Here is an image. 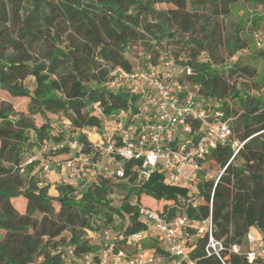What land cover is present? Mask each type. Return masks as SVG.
<instances>
[{
    "label": "trees",
    "instance_id": "obj_1",
    "mask_svg": "<svg viewBox=\"0 0 264 264\" xmlns=\"http://www.w3.org/2000/svg\"><path fill=\"white\" fill-rule=\"evenodd\" d=\"M238 2L264 8V0H0V89L27 99L25 111H15L10 103L0 107V229L5 231L0 264H80L89 252L97 260L103 230L122 237L115 241L114 252L134 255L137 247L125 238L145 228L138 219L139 206L167 219L178 214L192 222L211 219L212 235L223 245L219 256L207 255V233L196 235L188 225L187 257L180 264H264L260 258L248 262L244 253L231 250V245L243 244L251 227L264 241V76L258 79L255 68L241 64L244 43L238 28L232 46L226 44L229 55L237 49L236 59L217 62L218 47L224 44L219 28H209V16L204 15L199 25L196 20L197 10L226 16ZM250 22L255 25L254 19ZM176 31L187 38L175 39L177 49L172 52L164 40L174 39ZM136 44L142 46L136 61L157 64L160 56L170 55L180 71L179 82L195 87L201 98L218 100L231 117L232 138L242 146L229 163V143L212 148L192 193L164 183L159 173L142 183L137 178L139 162L130 159L119 160L122 179L98 168L94 180L82 189L70 181L56 182L57 195H49V181L40 185L47 161L36 157L26 163L31 156L24 158V153L34 147L41 151L46 143L49 149L44 153L66 159V147L52 152L50 146L75 138L83 154L100 160L81 130L101 126L94 106L112 116L110 127L116 111L133 108L136 96L109 91L104 83L112 68L132 67L127 55ZM27 76L34 79L31 89L22 83ZM241 77L248 81L237 85ZM51 114L65 119L71 133L52 135ZM33 116L42 123L36 125ZM214 167L217 174L208 178ZM18 197L20 210L13 203ZM144 198L153 205L144 204ZM65 230L70 234L67 241L61 239ZM153 250L167 256L161 245ZM163 264L176 263L165 257Z\"/></svg>",
    "mask_w": 264,
    "mask_h": 264
},
{
    "label": "built area",
    "instance_id": "obj_2",
    "mask_svg": "<svg viewBox=\"0 0 264 264\" xmlns=\"http://www.w3.org/2000/svg\"><path fill=\"white\" fill-rule=\"evenodd\" d=\"M254 38L256 46L264 48V37L259 31H254ZM243 52L245 48L239 50V53ZM231 58L235 60L236 55ZM183 69L186 74L191 73L189 66L184 65ZM178 77V66L167 54L160 56L157 64L136 61L129 70L119 66L112 68L104 83L105 88L136 96L133 108L116 111L113 126L110 127L112 116L105 115L99 107L94 106L101 117V126L89 129V134L99 132V135L96 134L93 139L88 137L87 140L100 154L98 161H92L90 154H83V145L75 138L64 139L50 146L52 152L66 147L70 153L68 158L56 163L61 169L58 173L60 182L66 183L67 179L75 178L80 180L78 185L82 189L94 180L93 173L98 168L105 174H114V179H122L124 170L119 160L134 159L139 162L137 178L142 183L148 181L151 174L159 173L164 183L187 184L195 191L203 161L217 144L231 145L233 151L229 163L243 144L231 136V117L226 116L218 100L199 97L195 87L187 82H179ZM48 149V144L44 143L41 151ZM35 158H28L26 163ZM42 165L40 185L51 179L56 168L49 162ZM221 170L214 184L217 183ZM216 174L217 172L212 171L207 177L214 178ZM212 196L213 193L211 198ZM137 210L138 219L145 224V228L125 238L128 244L137 247L134 255L129 256L123 251L114 252L115 241L122 237L112 236L108 230H103L99 235L102 244L97 251V260L89 252L80 258V264H163L165 257L180 264V260L187 257L185 241L189 240L186 232L188 225L196 229V235L207 233V255L219 256L223 245L212 235L210 218L192 222L181 214L167 219L144 206H139ZM251 228L246 233L243 244H233L231 250L244 253L248 262L257 258L264 262V241ZM148 237L157 240L164 247L167 256L154 250L140 249V241Z\"/></svg>",
    "mask_w": 264,
    "mask_h": 264
},
{
    "label": "rangeland",
    "instance_id": "obj_3",
    "mask_svg": "<svg viewBox=\"0 0 264 264\" xmlns=\"http://www.w3.org/2000/svg\"><path fill=\"white\" fill-rule=\"evenodd\" d=\"M170 7L171 5H158L157 6V8H170ZM196 15H197L196 20H197L198 25H199V21L201 20V18L205 15V17L209 16L208 17L209 28H212L215 25L216 27L219 28L221 38H222V41H224L223 42L224 44H221L218 47L217 62L221 60H225V62L232 60L231 57L234 55L237 49L234 50V53H231V55H229L231 50L228 49L226 44L229 42L231 43V46H232V36L235 33V29L238 28L240 30L239 36L243 40V43H244L243 45L245 48V52L242 53L243 55L240 58L241 64L248 65L250 67L255 68L258 79L264 76V54H261V51L262 50L264 51V48L262 49L258 48L256 46V42L254 38V31H259L264 37V8L261 7V5L253 4L249 2H238V3H234L231 6L230 13L226 16H214L210 14V12H208L207 10H197ZM205 19L206 18H203V20ZM251 19L255 20V25L251 24L250 22ZM174 34H175L174 39L164 40L165 43H168L167 48L172 52H175L177 49V44L174 42L175 39H186L187 38V35L185 33H179L176 31L174 32ZM197 36H200V34H198ZM141 49H142V46L136 44L132 47V50L128 53L127 57L129 58L132 64H135L137 57H138V53ZM233 80H234V77L230 79L229 82H233ZM247 81H248L247 78L241 77L238 79L237 85L238 84L240 85V83L247 82ZM22 83L24 86L31 89L33 87L34 79L32 76H27L22 80ZM26 102H27L26 98L11 97L5 90L0 89V107H4L6 103H10L13 109H15V111H25ZM49 117L52 120L51 129H50V133L52 135L59 137L62 135V133H66V134L71 133L70 128L67 126L66 120L63 119L61 116L51 114L49 115ZM31 119L36 125H40L42 123L41 118L38 116H33ZM86 133L89 135L90 138L94 136V135H91V133L89 134L88 131H86ZM95 134L99 135V132H96ZM30 156L33 158L34 156L38 157L40 159V162L47 161L50 163L52 167H58V170L57 168L55 169L56 174L60 170V166H56V163L62 162L63 159L65 158V155L63 154L58 155V154L44 153L38 150V147H34L31 150H28L26 151V153H24V158L25 157L28 158ZM217 169H218L217 167H214L213 170L217 172ZM52 181L54 182V180ZM70 182L75 185L77 183L76 179H71ZM179 187L186 189L188 193L193 192V189L187 184L179 185ZM49 193L52 194L54 192L49 191ZM117 196L119 195L116 194L114 196L116 197L115 199L119 198ZM19 199L21 198L20 197L15 198L13 200V203L16 209L20 210V206L18 204ZM144 199H145L143 201L144 204L150 205V206L153 205V203L149 202L147 198H144ZM86 232L88 233V236L90 237V239L93 242H95V234L93 230L88 229L86 230ZM4 234H5V231L3 229H0V241L2 240ZM69 235H70L69 231L65 230L61 234V239H63L64 241H67V239L69 238ZM159 246L160 245L157 242V240H155L152 237L145 238L141 240L139 243L140 249L144 251H152L153 249ZM243 249H245V247Z\"/></svg>",
    "mask_w": 264,
    "mask_h": 264
},
{
    "label": "crops",
    "instance_id": "obj_4",
    "mask_svg": "<svg viewBox=\"0 0 264 264\" xmlns=\"http://www.w3.org/2000/svg\"><path fill=\"white\" fill-rule=\"evenodd\" d=\"M82 132H84V133H86V131H88L87 129H82L81 130ZM86 135H87V138L89 137V135L86 133ZM91 135H96V134H91ZM57 168V170H58V167H56ZM55 168V169H56ZM61 170V169H60ZM59 170V171H60ZM58 172V171H57ZM55 174H52V176H51V179L49 180V187H48V190H47V192H48V194H50L49 193V191H53L54 193H52V194H50L51 196H56L57 195V190H56V187H55V183L56 182H60V180H59V176H58V173L56 174V172H54ZM75 179V178H74ZM52 180H54V182L52 181ZM71 179H67V181H70ZM76 181H77V183H76V185H78L79 184V182H80V180L78 181L77 179H76ZM251 230H255V232L258 234V235H260L261 236V234L259 233V231L256 229V228H254V227H252L251 228ZM262 237V236H261ZM98 239H99V236L97 237Z\"/></svg>",
    "mask_w": 264,
    "mask_h": 264
},
{
    "label": "water",
    "instance_id": "obj_5",
    "mask_svg": "<svg viewBox=\"0 0 264 264\" xmlns=\"http://www.w3.org/2000/svg\"><path fill=\"white\" fill-rule=\"evenodd\" d=\"M112 176L114 177V174Z\"/></svg>",
    "mask_w": 264,
    "mask_h": 264
}]
</instances>
